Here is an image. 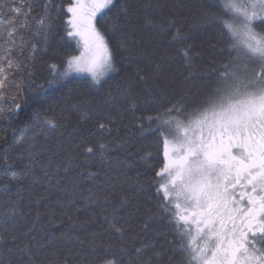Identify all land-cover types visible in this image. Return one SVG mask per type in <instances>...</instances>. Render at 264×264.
Masks as SVG:
<instances>
[{
    "label": "snow or ice",
    "instance_id": "6c2138e0",
    "mask_svg": "<svg viewBox=\"0 0 264 264\" xmlns=\"http://www.w3.org/2000/svg\"><path fill=\"white\" fill-rule=\"evenodd\" d=\"M109 12H113L112 16ZM198 12L199 22L217 28L219 37L209 45L207 59L200 63L197 60L201 54L195 53L194 45L187 43L189 37L176 27L174 16L161 21L151 17L144 20L145 25H155L161 31L174 29L169 43L179 46L177 52L188 71L185 79L199 77L205 83L195 92L187 89L176 94L167 105H160L154 116L136 117L138 121L147 120L155 125L151 131L158 150L162 151L159 168L154 169L146 181H137L142 191H146L145 183L153 188L157 198L154 208L144 210L143 227L147 228V221L153 218L166 222L173 238L165 243L173 246L168 251L180 255L178 264H264V0H208L207 6ZM61 14L65 33L61 39L74 41V51L78 50L79 55L66 51L60 63L48 64L44 84L51 86L72 73L86 72L91 77L89 87L102 88L104 77L116 70L115 52L110 48L108 34L115 37L121 50L129 55L138 47L137 41L131 40L122 26V18L126 22L130 15L127 0L119 6L116 0H67V3L63 0H12L7 13L0 5V16L4 17L6 25L0 31V123L22 108L20 101L25 91L42 86L35 83L37 59L41 53L49 54L47 45L56 33ZM135 55L137 59L149 57L145 49ZM160 68L157 62L153 71L158 74ZM142 73L144 69L137 63L136 80L115 87L110 85L101 103L112 109L116 101L123 98L130 101L125 111L135 112L138 107L135 89L148 80L147 74ZM159 90L160 86L152 85L148 92L151 95ZM35 119L37 126H59L55 114H50L47 108L37 109ZM118 119L123 121V112L109 113L96 127L111 132ZM8 123V129L0 128V145H4L0 148V161L5 164L12 149L7 137L16 131L10 120ZM31 147L35 148V144ZM113 149L127 152V140L73 145L65 151L63 165L58 163L51 177H58L62 167L67 172L77 155L98 152L101 158H106L105 154ZM46 151L47 148L34 154L29 152L30 164L24 173L30 183L36 185L40 178L35 175L34 167L39 165L44 177L49 178V186L38 195V202L52 190L48 166L40 160ZM152 158L150 152L140 156L144 161ZM59 182L57 179L56 183ZM21 196L22 191L17 193L16 199L6 202L7 207L0 212V226L19 215ZM85 199L89 205L110 206L112 203L108 195L92 191ZM73 202L69 200L67 204ZM57 204L65 209L61 215L67 216V205L61 201ZM107 212L108 207H102L100 213H92L83 221L68 217L70 223L59 236L51 229L53 224L63 221L52 213L44 235L53 240L75 239L79 246L75 252L76 264H164L165 245L157 244V240L167 233L156 232L154 239L133 247L129 253V241L123 239L124 224L128 221L122 223L123 218L115 207L111 217ZM101 214L108 225L106 231H114L122 239L119 243L109 241L98 249L94 243L86 244L77 236L75 228L96 222ZM40 216L37 212L24 235L36 232ZM131 239H135V234ZM18 251L28 255L27 264H55V260L38 261L28 244ZM117 252L128 258L118 259ZM172 260L173 257L168 256V264ZM0 264L13 262L0 259ZM61 264H69L68 259Z\"/></svg>",
    "mask_w": 264,
    "mask_h": 264
},
{
    "label": "trees",
    "instance_id": "16d2710c",
    "mask_svg": "<svg viewBox=\"0 0 264 264\" xmlns=\"http://www.w3.org/2000/svg\"><path fill=\"white\" fill-rule=\"evenodd\" d=\"M63 2L67 3V0ZM123 2L124 0H116L117 6ZM127 2L130 15L126 22L122 18V26L129 38L137 41L138 47L129 55L128 52L121 50L116 38L108 34L110 48L115 52L116 70L104 77L102 88H90L91 77L85 73H72L51 86L44 84L48 77V64L60 63L66 51L72 52L73 55L79 53L78 50L74 51L76 47L74 41L61 39L65 35L61 24L64 16L61 14L60 20L57 21L56 33L47 45L49 54L44 56L41 53L37 59L35 83L42 86L34 87L30 92L25 91L20 101L22 108L0 123V128L8 129L10 120L11 127L16 129L7 137V144L12 146L8 162L5 164L0 161V212L5 210L6 202L10 198L16 199L17 193L22 191L18 203L19 215L8 220L6 225L0 226V259L10 260L13 264H27L28 255L18 251V248L28 244L38 261L55 260V264H61L67 258L69 264H76L75 252L79 246L75 239L53 240L44 235L49 215L54 213L63 221L53 224L51 229L59 236L70 223L68 217L83 221L92 213H100L102 207H108L107 215L111 217L112 208L115 207L118 209V215L123 218L122 223L124 220L128 221L124 224L126 231L123 239L129 241V253L133 247H139L141 243L154 239L156 232L167 233L157 240V244L165 245L164 264H168V256L173 257L171 264H178L180 255L168 251L173 246L165 243L173 238L172 230L166 222L153 218L147 221V228L143 227L144 210L154 208L157 198L153 194V188L145 183L146 191H142L138 188L137 181H146L153 175V170L159 168L162 151L158 150L156 137L151 131L155 125H150L147 120L138 121L136 117L154 116L157 108L162 104L167 105L168 101L176 98V94L187 89L195 92L205 82L199 77L185 79L188 71L182 56L177 52L179 46L169 43L174 29L161 31L155 25H145L144 20L151 17L161 21L162 18L174 16L177 20L176 27H180L189 37L187 43L194 45L195 53L201 54L197 63L207 59L209 45L219 37L217 28L199 22L198 9L206 7L208 0H127ZM11 3L12 0H0L4 13L8 12ZM113 12H109L108 15L112 16ZM3 20L4 17L0 16V31L6 27ZM140 49H145L149 53L147 59H137L135 52ZM149 60L152 61L151 64ZM157 62L161 65L158 74L153 71ZM137 63L144 69L142 74L148 76L147 82L135 89L138 94L137 110L125 111L130 101L123 98L118 99L112 109L104 106L101 102L110 85L115 87L117 84L124 85L136 80L134 72ZM152 85L160 86V90L150 95L148 89ZM83 100H88L89 103H81ZM72 105L78 107L74 108ZM44 108L49 109L50 114H55L58 127L37 126L36 110ZM117 111L123 112L124 119L122 122L118 119L111 132L96 127L109 113L116 115ZM120 139L127 140V152L113 149L105 154L106 158H101L98 152L88 156L77 155L67 172L63 171L62 167L58 177H51L56 165L58 163L63 165L65 151L73 145L106 143ZM33 144L35 148L31 147ZM3 146L0 145V148ZM44 148H47V151L40 160L48 166L52 190L46 194L43 201L38 202V195L43 194L44 188L49 186V178L44 177L43 169L39 165L34 167L35 175L40 178L36 185H32L30 178H26L24 173L30 164L29 152L34 154ZM145 152L152 153L153 158L148 161L141 160L140 156ZM57 179L60 181L59 184L56 183ZM89 191L108 195L111 205H89L85 199ZM69 200L74 202L67 204ZM57 201L67 205V216L61 215L65 209H62ZM37 212H40L41 216L36 232L24 235ZM107 228L108 225L101 214L96 222L82 227L77 226L75 234L86 244L94 243L98 249L109 241L119 243L122 239L120 235L114 231H106ZM133 234L135 239H131ZM13 236L16 239H12ZM8 249H12V252L9 253ZM117 258L126 260L128 257L117 252Z\"/></svg>",
    "mask_w": 264,
    "mask_h": 264
},
{
    "label": "rangeland",
    "instance_id": "374dc122",
    "mask_svg": "<svg viewBox=\"0 0 264 264\" xmlns=\"http://www.w3.org/2000/svg\"><path fill=\"white\" fill-rule=\"evenodd\" d=\"M75 55H79V53H77V54H75ZM85 74H88V73L85 72ZM88 75H89V74H88ZM89 76H90V75H89Z\"/></svg>",
    "mask_w": 264,
    "mask_h": 264
}]
</instances>
